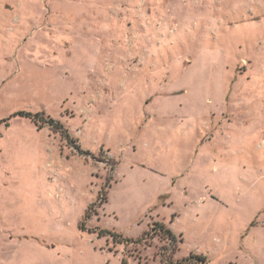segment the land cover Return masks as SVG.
Returning a JSON list of instances; mask_svg holds the SVG:
<instances>
[{
  "label": "rangeland",
  "instance_id": "obj_1",
  "mask_svg": "<svg viewBox=\"0 0 264 264\" xmlns=\"http://www.w3.org/2000/svg\"><path fill=\"white\" fill-rule=\"evenodd\" d=\"M190 255L264 264V0H0V264Z\"/></svg>",
  "mask_w": 264,
  "mask_h": 264
},
{
  "label": "trees",
  "instance_id": "obj_2",
  "mask_svg": "<svg viewBox=\"0 0 264 264\" xmlns=\"http://www.w3.org/2000/svg\"><path fill=\"white\" fill-rule=\"evenodd\" d=\"M12 116H19V117H25V118H31L35 121L36 124H38V121L42 122L40 127L43 124H48L50 126H59L62 127V125L59 124V122L55 121L54 119H52L51 117H44L43 114H35L32 115L29 112H24V111H19L15 114H13ZM157 228L160 229L161 231H163L165 234V236L168 237L169 241L173 242L174 241V237L171 233V231L166 230L163 226L157 224ZM178 264H206V260L203 256H198V255H190L187 258L182 259L181 261L178 262Z\"/></svg>",
  "mask_w": 264,
  "mask_h": 264
}]
</instances>
